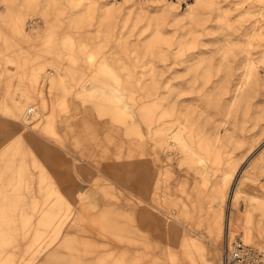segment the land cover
Masks as SVG:
<instances>
[{
	"label": "rangeland",
	"instance_id": "1",
	"mask_svg": "<svg viewBox=\"0 0 264 264\" xmlns=\"http://www.w3.org/2000/svg\"><path fill=\"white\" fill-rule=\"evenodd\" d=\"M113 1L0 0L51 51L0 62V264H203L187 234L220 264L228 226L264 250V0Z\"/></svg>",
	"mask_w": 264,
	"mask_h": 264
},
{
	"label": "bare ground",
	"instance_id": "2",
	"mask_svg": "<svg viewBox=\"0 0 264 264\" xmlns=\"http://www.w3.org/2000/svg\"><path fill=\"white\" fill-rule=\"evenodd\" d=\"M73 4L77 5V6H81V8L86 9V8H90L93 6V4H96L98 2V0H71ZM108 1V0H107ZM128 1V0H127ZM164 2V7L167 8L169 6L172 5H182V3H185V5H187V14L192 13L201 3L205 2L203 0H193V4H190L189 0H161ZM112 2V1H111ZM114 3H118L117 0L113 1ZM192 2V0H191ZM151 4V3H150ZM107 5H115V4H105L103 6H107ZM117 5V4H116ZM205 5V4H204ZM203 5V7H205ZM155 6V5H153ZM201 7V6H200ZM137 8V7H136ZM4 9V8H3ZM6 9V8H5ZM202 9V8H201ZM200 9V10H201ZM206 9V8H205ZM154 10V9H153ZM7 11V9H6ZM136 11V10H135ZM29 14V13H28ZM201 15L199 13H197L196 15V20L198 22H202L203 23V19L201 18ZM27 17V16H26ZM38 17V16H37ZM32 18V16H31ZM202 19V20H201ZM39 18H32L31 22L30 20L28 22H30V26H40ZM28 27L29 26V23ZM43 22V21H42ZM46 24V23H45ZM45 26V25H44ZM53 27V26H52ZM47 28V27H46ZM65 28V27H64ZM50 29V28H49ZM52 29V28H51ZM55 29V27H54ZM60 29V28H59ZM58 29V30H59ZM33 31V29H32ZM47 31V29H46ZM52 31V30H51ZM192 31V30H191ZM49 32V31H48ZM24 34V36H29L26 32V24H24V22L22 21V19H20V14L18 13V11L14 8L10 9L9 11L5 12L0 10V62H6V63H12V64H16L20 67H25V65H27L30 61H34L39 63V61H42V57L45 58L44 53L46 52H51L49 47L44 46L45 41L43 43H41V48L39 47L37 50H39L38 54L36 56L30 57L29 53L30 52V48L33 49L32 46L28 47V45H23L22 48L20 50H18L15 46L14 43L15 41H18V36L20 34ZM33 32H31L32 34ZM42 33V32H41ZM47 33V32H45ZM52 33V32H50ZM34 35V34H33ZM32 35V36H33ZM48 36V33H47ZM31 37V35L29 36V38ZM35 37V36H33ZM39 37V36H38ZM57 37V36H56ZM47 37H45L46 39ZM26 39V38H24ZM32 38H30L31 41ZM38 39V38H37ZM57 39V38H56ZM40 41V37L38 39ZM36 40L38 43L39 41ZM48 41V40H47ZM52 41V40H51ZM33 42V41H32ZM49 42V41H48ZM47 42V43H48ZM57 42V40H56ZM30 43V42H29ZM36 43V42H35ZM46 43V44H47ZM55 43V40H54ZM44 44V45H43ZM51 44V43H50ZM119 44V43H118ZM35 45V44H34ZM37 45V44H36ZM54 45V44H52ZM56 46V45H55ZM54 46V47H55ZM53 48V46H52ZM51 48V49H52ZM36 50V51H37ZM54 50V49H53ZM55 51V50H54ZM35 52V50H34ZM61 54V53H60ZM48 55V54H46ZM32 56V54H31ZM49 56V55H48ZM50 57V56H49ZM52 57H55L54 55ZM57 58V57H56ZM55 59V58H54ZM53 59V60H54ZM102 59V58H101ZM100 59V60H101ZM47 60V59H45ZM103 60V59H102ZM40 61V65L38 66H42L45 68V66L43 65V63L41 64ZM43 62V61H42ZM58 62V61H57ZM33 63V62H32ZM46 63V62H45ZM44 63V64H45ZM55 63V62H54ZM57 64V63H56ZM34 65V64H33ZM28 66V65H27ZM97 66V65H96ZM55 67V66H54ZM41 68V67H40ZM58 69V70H57ZM57 69L53 70H44L42 71V73H40V75H44V77L47 78H51V79H63L65 78V76L61 75L59 71V68L57 67ZM133 74V73H132ZM91 76V75H90ZM132 76V75H131ZM36 77H38V75H36ZM105 77V76H103ZM130 77V76H129ZM209 231L212 235H215L216 233L219 232L220 230V212L216 211L213 215H211L210 217V223H209ZM231 230L228 227H225V230L223 232V234H227L229 236H231ZM223 236V235H222ZM248 237L250 240H254L253 239V234L251 229H249L248 231ZM245 241V240H244ZM186 245H187V250L189 252V254L192 256V258L196 259L199 258L202 260L203 264H215L213 261L208 260V252L206 249V246L199 240L193 238L192 236L187 234V238H186Z\"/></svg>",
	"mask_w": 264,
	"mask_h": 264
},
{
	"label": "built area",
	"instance_id": "3",
	"mask_svg": "<svg viewBox=\"0 0 264 264\" xmlns=\"http://www.w3.org/2000/svg\"><path fill=\"white\" fill-rule=\"evenodd\" d=\"M220 264H264V250L247 243L242 237L237 236L231 239L227 235Z\"/></svg>",
	"mask_w": 264,
	"mask_h": 264
}]
</instances>
